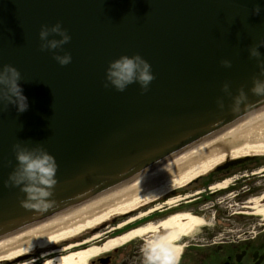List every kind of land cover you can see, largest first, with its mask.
Segmentation results:
<instances>
[{
  "label": "water",
  "instance_id": "water-1",
  "mask_svg": "<svg viewBox=\"0 0 264 264\" xmlns=\"http://www.w3.org/2000/svg\"><path fill=\"white\" fill-rule=\"evenodd\" d=\"M261 109L264 0H0V242Z\"/></svg>",
  "mask_w": 264,
  "mask_h": 264
},
{
  "label": "bare ground",
  "instance_id": "bare-ground-1",
  "mask_svg": "<svg viewBox=\"0 0 264 264\" xmlns=\"http://www.w3.org/2000/svg\"><path fill=\"white\" fill-rule=\"evenodd\" d=\"M260 155H264V109L247 116L213 140L178 155L133 181L1 241L0 264H34L35 258L24 259L38 254H42L38 258L44 260V264H87V261L102 251L145 234L155 233L156 229L147 226L107 242L102 249L90 248L76 252L80 245H72V241L80 238L82 233L102 225L114 216L128 215L151 205L154 200L185 187L190 181L210 174L226 159ZM260 200L264 201V194ZM254 215L264 220V206L255 210ZM202 223L201 219L191 215L171 218L161 225L169 234L159 244L175 260L179 248L172 243L188 237ZM62 244L69 245L56 251L57 246ZM61 253L66 255L61 256Z\"/></svg>",
  "mask_w": 264,
  "mask_h": 264
},
{
  "label": "flooded vegetation",
  "instance_id": "flooded-vegetation-1",
  "mask_svg": "<svg viewBox=\"0 0 264 264\" xmlns=\"http://www.w3.org/2000/svg\"><path fill=\"white\" fill-rule=\"evenodd\" d=\"M225 173L229 174V169L222 174ZM218 182L220 181L215 180L212 184ZM233 186L235 187L236 184ZM204 190L170 192L154 200L152 206H160V208H155L143 218L113 229L110 237L111 240L122 238L139 227L145 228L148 224L156 229L155 233L145 234L138 239L102 251L98 256L91 258L89 264H264V223L261 219H254L252 213L246 212L251 210L249 206L251 192H238L233 200L225 202L226 193H207ZM262 190L257 188L252 194L260 195ZM223 202L226 204L223 207L224 211L216 205ZM141 211L142 209L136 213ZM187 214L201 219L203 223L193 236L172 243L179 248L174 260V256L164 252L159 244L162 238L169 234L161 228V225L171 218ZM124 219L119 217L112 222ZM224 220L227 222H223ZM115 225L117 224L112 226ZM107 236L105 233L104 237L87 243L83 241L80 243L79 240L72 243L80 245L76 249L79 252L90 248L102 249L108 241ZM29 259L35 260L34 264L44 262L38 258V255L28 256L24 260Z\"/></svg>",
  "mask_w": 264,
  "mask_h": 264
},
{
  "label": "rangeland",
  "instance_id": "rangeland-1",
  "mask_svg": "<svg viewBox=\"0 0 264 264\" xmlns=\"http://www.w3.org/2000/svg\"><path fill=\"white\" fill-rule=\"evenodd\" d=\"M229 171L230 173L229 174L225 173L226 175L222 174L223 171L220 174H218V171H212L210 174L206 176H201L196 181L192 182L189 186H187L188 188H185L187 190L181 188L178 190H174L172 193L185 192V191L198 192V191L204 190V188H206L208 185L211 184L204 191H206L207 193H214V192L226 193L225 195L227 197V200L225 202H227V201L233 200V197L236 196L238 192L250 191L251 192V197H250L251 204H249V206H251V210H248V211L246 210V212L252 213V216H254V219L255 218L261 219L262 222L264 223L263 218L254 215L255 210L262 208L264 206V201L260 200L262 198V195L264 194V155H260V156H257L256 158L250 159L249 162L242 164L239 168L238 167H235L233 169L230 168ZM215 180L216 181L219 180L220 182H218L217 184L216 183L212 184ZM235 184L236 186L234 187L233 185ZM257 188L263 189L262 192L260 193V195H253L252 193H255L256 192L255 190ZM217 190H220V191H217ZM153 204L141 208L142 211L138 214L135 212L133 214L130 213L126 217L121 216V215L114 216L110 218L109 220H107L106 222H104L102 225H99L95 228H92L82 233L80 238L75 239V240L77 241L79 240L78 242L80 243H82V241L87 243L88 241H92L96 238L104 237L105 233H107L108 235L107 242H109V240H111L110 235L113 229L118 228L128 222L129 223L134 222L136 219L143 218L147 216L149 213H151L153 210H155V208H160V206L159 207L152 206ZM216 205L223 209V207H225L226 204L223 202V203H219ZM216 205L215 207H217ZM222 211H224V209ZM119 217H122L125 219L123 221L118 220L114 223L112 222L113 219L119 218ZM223 222H227V220H224ZM113 224H117V225L113 227L112 226ZM148 226H152V225L148 224ZM195 230H197V228ZM195 230L188 237L193 236L197 232ZM75 240H73L72 242H75ZM74 244L78 245V243H72V245ZM67 245H59L57 249L55 250L56 251L63 250L67 247ZM76 251L79 252V250H76ZM41 255L42 254H38V256H41ZM65 255L66 253H61V256H65ZM89 262L90 261H87V264H89Z\"/></svg>",
  "mask_w": 264,
  "mask_h": 264
}]
</instances>
